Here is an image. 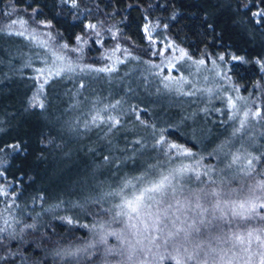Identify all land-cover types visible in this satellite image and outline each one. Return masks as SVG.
I'll return each mask as SVG.
<instances>
[{"label": "trees", "instance_id": "obj_1", "mask_svg": "<svg viewBox=\"0 0 264 264\" xmlns=\"http://www.w3.org/2000/svg\"><path fill=\"white\" fill-rule=\"evenodd\" d=\"M151 181L192 192L124 204ZM216 187L263 203L264 0H0V264H173L167 236L155 263L132 262L133 232L172 226L189 246V226L237 228L236 211L190 205Z\"/></svg>", "mask_w": 264, "mask_h": 264}, {"label": "rangeland", "instance_id": "obj_2", "mask_svg": "<svg viewBox=\"0 0 264 264\" xmlns=\"http://www.w3.org/2000/svg\"><path fill=\"white\" fill-rule=\"evenodd\" d=\"M184 66L186 68L189 67L191 69V76L194 79L193 81L194 84L192 88H194L196 92H200V93L202 92V94H206L211 98L216 97L221 100L226 99L227 102H228V98L230 97L231 99L233 98L229 92L225 94V91L227 90H224V87H219L218 84L214 82V77H216L215 74L205 73V71L203 72L200 68L198 67L195 68L190 64H185ZM173 84L174 85H170L169 88L178 89L179 92H181V90L183 89L189 90L188 92H190L191 90L189 84L184 86L183 89H180V84H175V83ZM230 103H231L230 106H232L233 109L232 111L234 112V114H238V112L241 111L242 106L238 104L237 99H235V101L232 99ZM166 187H172L173 191L175 190L178 192H184V191H189L190 193L192 192L191 186L187 188L184 187V185H181L180 183L177 182L176 183L169 181L141 182L134 184L132 188L134 194L126 195L125 200H123L125 202L124 204L131 206L132 204H137L138 201H139L138 203L140 204L142 202V197L143 196L146 197L148 195V192L150 191L153 192L155 190ZM194 190L196 189H193V191ZM211 190H214L216 192H212L210 195H204L207 196L206 199H204L203 196L202 198H200L201 197L200 195H196L197 200L196 198L191 199L189 201L190 205L195 204L196 201L198 200H204V202L206 203V209L209 208L211 211H215V210L236 211V213L234 212L233 215L237 214V217H239L240 219L237 228H234L233 225H231L232 226L231 228L221 231L220 230L221 227L213 223V220H211L210 221L211 224H207L208 227L205 228L212 229L213 231L212 230L210 231L213 232L214 234L212 233L207 237L204 235L205 233L203 234V232H201V230L189 226L188 230L191 231L189 237L190 240L189 246H187V238L185 239L183 237L181 239L180 236H173L174 234L172 235L170 233V231L173 233L174 231L175 233L179 232V228L177 227H175L177 228L175 230H173L174 227L172 226H164L163 228H161L162 230L153 226L148 227L146 229L142 228L141 230L133 232V234L137 237L139 244H137L138 253L135 257H133L132 262L141 263L142 262L141 260L145 259L147 263H151V262L155 263L156 260L155 256L156 255L159 256L160 253L163 252L162 251L163 249H161L162 248L161 244H163L164 242V237L167 236L170 238L171 237L176 238L178 242L176 245H174L175 249L172 248L173 251L171 250L172 252L171 254L174 257V259H172L173 264H180L179 263L180 253L183 248H185L184 253L187 255L191 254L192 256V254H194L195 256L193 257L202 256L203 259H205L204 263L206 264H215L216 262H218V260H219V264H264V213H263L264 199L260 200L263 201L261 205H258V207H253L254 206L253 202H257L259 198L258 193L255 194H252L251 192L237 193L238 190L235 188H233L231 192L227 193L224 191L223 187L211 188ZM205 191L206 190L202 187L199 193ZM141 194H143V196H141ZM184 206H186V204H184ZM181 207H183V205H181ZM163 214L164 213L159 214L161 218L163 217ZM225 216L226 215H223V217L218 216V218H214V220L218 221L224 219ZM191 217H193V215ZM196 219L197 218L190 219L188 217H184L183 221L184 222L191 221L192 223H194ZM218 223L220 224L221 221H219ZM225 223L226 222L222 223V226ZM197 224L200 225L201 221L198 220ZM166 227H168L167 230ZM228 233L230 234L228 235ZM146 235L147 237L145 238ZM145 243L152 246L151 253H149L148 255L147 253L149 252V250L148 247L145 246ZM141 246L142 248H140ZM194 251L197 252L195 253ZM206 254L210 256H207ZM198 264H202V263H200L199 261Z\"/></svg>", "mask_w": 264, "mask_h": 264}]
</instances>
